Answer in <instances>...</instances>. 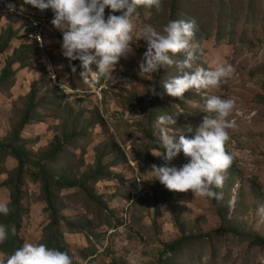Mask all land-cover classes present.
<instances>
[{"label": "rangeland", "instance_id": "1", "mask_svg": "<svg viewBox=\"0 0 264 264\" xmlns=\"http://www.w3.org/2000/svg\"><path fill=\"white\" fill-rule=\"evenodd\" d=\"M9 3L16 5V11L9 10ZM162 7L157 12L141 6L133 13L134 51L127 59L121 57L113 82L98 76L95 64L86 78L80 75L79 60L71 62L76 66L72 71L62 55L63 34L52 25L50 8L41 11L24 0H0L4 14L0 43L7 41L0 71L13 60L14 49L31 51L24 55L30 56V63L13 62V80L0 85V140L32 100L31 119L21 131L31 154L48 150L62 125L71 127L74 122L83 134L47 167L72 179L91 175L99 157L105 169L111 168V179L88 182L101 205L80 187L60 191L58 205L65 216L86 229L78 232L62 225L74 264H264V247L252 242L253 237L264 238V212L258 211L264 205V0H163ZM110 11L105 9V19ZM32 19L43 25L35 50L30 48L37 32ZM181 19H194L198 25L192 41L198 57L194 68L230 64L234 69L219 86L199 93L188 90L183 99L167 95L162 87L180 74L175 65L151 79L139 72L147 50V42L139 39L143 26L150 24L162 32L170 20ZM173 59L182 60L184 54ZM152 88L162 95H153ZM211 96L236 102L228 119L235 120L237 127L228 130L230 140L225 145L234 161L224 173L223 187L214 189L223 194L220 200L195 196L191 190L170 191L152 171L153 164L180 167L189 159L182 151L171 161L153 154L166 152L156 119L178 114L169 131L193 137L205 116H215L206 112ZM189 126L192 132L187 131ZM16 165L7 157L0 167L8 172ZM6 177L0 173V202L9 200L2 186ZM25 183L21 233L24 242L35 244L43 238L50 214L39 183L28 175ZM171 243L178 244L166 251Z\"/></svg>", "mask_w": 264, "mask_h": 264}, {"label": "clouds", "instance_id": "2", "mask_svg": "<svg viewBox=\"0 0 264 264\" xmlns=\"http://www.w3.org/2000/svg\"><path fill=\"white\" fill-rule=\"evenodd\" d=\"M41 11L51 9L54 13L52 25L63 34L61 51L69 60L71 69L76 71L72 61L79 60L86 78L97 66L100 77H108L115 82L114 69L121 57L127 59L133 53V24L131 17L138 7L163 10V0H24ZM9 10L16 11V5L9 3ZM109 8L107 19L105 9ZM24 11V8L23 10ZM119 12V15L114 13ZM198 25L192 20H170L162 32L152 25L145 24L139 39L147 42V50L139 62V72L149 74V79L161 69L175 65L179 75L163 82L167 95L183 99L186 91L217 87L234 71L232 65L218 64L214 69L202 66L193 67L197 60V45L193 44ZM184 54V59L173 57ZM153 95H162L156 88L150 90ZM235 100L211 96L206 100V112L215 116H205L201 125L195 129L193 137L182 132L169 131V125L176 124V115H161L155 121L159 130L161 145L165 153H153L166 161H171L181 151L189 158L180 167L152 165L155 179L170 191L188 192L195 196L220 200L222 193L215 188H222L225 182L224 173L231 167L234 157L226 151V142L230 140L229 129L237 127L235 120L228 117L235 108ZM188 132L193 129L189 126ZM10 202H0V214L8 215L12 211ZM264 212V205L258 209ZM11 235H16L15 226L11 227ZM9 238L8 226L0 224V244ZM0 264H74V258L67 252L49 248L44 243L25 242L13 254L0 256Z\"/></svg>", "mask_w": 264, "mask_h": 264}, {"label": "trees", "instance_id": "3", "mask_svg": "<svg viewBox=\"0 0 264 264\" xmlns=\"http://www.w3.org/2000/svg\"><path fill=\"white\" fill-rule=\"evenodd\" d=\"M120 13L117 12L116 15ZM2 9L0 8V19L3 17ZM0 46V54L5 50L7 41H2ZM38 46V42L33 40L30 44V48L35 50ZM31 51L28 50H13V60L5 64L0 71V85H7L8 82L13 80L14 69L12 68L13 62L19 63L21 66H27L30 56H24ZM96 70V69H95ZM96 72V71H95ZM99 80L101 81L100 77ZM32 106V100L27 110L22 114L19 121L10 132L0 140V166H2L7 157L13 158L17 165L11 171L5 172L3 167H0V173H6L7 177L2 182V186L8 190V196L10 202L9 206L12 209L10 214H0V224L8 226L9 238L0 244V254L11 255L14 251L21 247L24 242V238L21 233L23 215L25 213L23 200L27 194V185L25 183V176H29L31 179L37 181L40 185L42 192V201L45 203L46 211L50 214V223L44 228L43 238L39 243L46 244L49 248H55L61 251L69 250L66 248V240L64 233L62 232V225L67 224L72 230L78 232L85 231L84 224L76 223L68 219L62 211V207L58 205V201L61 198L60 191L80 187L84 193L90 197L98 205H101L102 201L100 197H95L91 189L88 186L89 181L95 183L101 180H109L112 178L113 173L111 168L105 169L103 167L101 158H97L95 163V169L91 175L81 178L66 177L63 174H57L50 170L46 163L52 161L64 147L69 146L77 136L83 133L76 131V125L73 122L71 127H68V123L62 125L61 133L55 136L52 146L41 154H31L26 148V139L21 137V131L26 123L31 119L30 110ZM69 129L70 131H67ZM158 147H156L157 149ZM15 226L16 235H11V227ZM88 234V239L91 235ZM180 242V241H179ZM253 244L264 247V238L257 236L252 239ZM178 243H171L166 245V251L174 250ZM70 254V253H69Z\"/></svg>", "mask_w": 264, "mask_h": 264}, {"label": "built area", "instance_id": "4", "mask_svg": "<svg viewBox=\"0 0 264 264\" xmlns=\"http://www.w3.org/2000/svg\"><path fill=\"white\" fill-rule=\"evenodd\" d=\"M31 21H32V24H33L32 28L37 30V32L34 35V37L36 38V41L40 42L41 41V33H40V31H41L43 25L41 24V22L39 20H33L32 19ZM93 80L95 82L97 81L96 78H94Z\"/></svg>", "mask_w": 264, "mask_h": 264}]
</instances>
